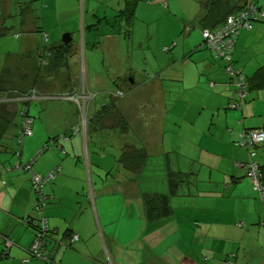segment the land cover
Instances as JSON below:
<instances>
[{"label":"crops","instance_id":"0c3cea01","mask_svg":"<svg viewBox=\"0 0 264 264\" xmlns=\"http://www.w3.org/2000/svg\"><path fill=\"white\" fill-rule=\"evenodd\" d=\"M225 1L229 6L216 13L211 0H0V84H6L4 72L23 77L19 96L0 93V264H46L27 254L34 233L25 220L36 201L23 169L29 163L41 177L56 173L42 188L54 264H228L232 255L233 264H264V200L245 176L247 151L236 145L243 131L264 128V21L251 22L235 40L231 60L249 84L240 110L230 108L234 80L202 34L222 13L248 2L264 9V0ZM135 36L140 39L125 49L123 42ZM154 36L165 38L156 48L161 58L153 51L147 61L143 45L154 50ZM137 49L140 59L131 64ZM66 94L91 96L85 117ZM24 97L32 135L17 156ZM126 123L138 137L124 134ZM141 147L149 157L140 175L125 179L113 170V156ZM255 153L264 180V143ZM149 159L158 184L145 175ZM169 169L190 174V191L169 199L170 216L146 221L141 195L167 193L162 178ZM109 195L129 212L135 227L129 239L103 232ZM66 232L79 238L70 248Z\"/></svg>","mask_w":264,"mask_h":264},{"label":"trees","instance_id":"16d2710c","mask_svg":"<svg viewBox=\"0 0 264 264\" xmlns=\"http://www.w3.org/2000/svg\"><path fill=\"white\" fill-rule=\"evenodd\" d=\"M211 1H212V3H215V5H214L215 9H213V11H216V13H218L217 10L224 11L229 6L228 3L225 0H215V1L211 0ZM247 6H254V8H255V10L257 12V14H256L257 16L259 14V11H264L263 8L257 6L253 2L245 3V4L241 5V6H239L238 10L236 12H234V13H230L229 10L226 13H222V16L219 17L220 20H213V21H215L214 25L212 26L213 28L212 29H205L203 32L206 31L210 35L216 34L218 31H220L225 26L226 19L228 18V16L230 17V16L239 15ZM216 13H215V15H216ZM262 20L264 21V18L257 17L255 20L252 19L251 22H253V21H262ZM241 30L238 31V33H237V35L235 37V40L238 37L239 32ZM203 32H202V34H203ZM234 44H235V42H234ZM233 49H234V46H233V48H232V50H231V52L229 54V58L228 59L221 58L220 56H217L213 52L212 53L217 58L221 59V61H223L225 63L224 70H225V67L229 66V67H231V69H233L234 72H236L237 74H240L244 78L245 89H246V92L248 94V88H249L248 79H246L245 76L239 70L234 68V64H233V62L231 60ZM41 65H43L44 67L48 66L49 65V60L48 61L47 60L46 61L43 60L41 62ZM227 75L231 79H233L234 83H235V89H234V92H233V98H232L231 103L229 104V106L231 108V106L233 104L237 103L238 106L236 108H231V109L240 110L241 106H242V103H243V101H245L246 97L244 99H237L236 98L235 92H236V88H237L236 87V82H237V78L238 77L236 76V74H235V76H232V75L227 73ZM257 75H259V72H256L254 76H257ZM3 90L4 89L0 88V93L3 92ZM247 94H246V96H247ZM66 96H73V95H69V94L64 95V97H66ZM70 102L75 103L72 100H70ZM27 103H28L27 100L20 102L19 103V108L17 110V116L19 118V123H18L17 133L15 134L14 151H15L16 155L20 154V149H21V147L23 145V141L25 140V138L30 137L32 135L33 118L28 114ZM2 104L3 103L0 102V111L3 108ZM24 107L26 108L25 109V115H23V108ZM86 108H87V106H86ZM25 117H28L29 119H31V123L29 125V127L31 128V135L22 137L21 128H22L23 119ZM1 121H2V118L0 116V137H1L2 133L5 132V126L4 127L1 126V124L3 122V121L2 122ZM130 128H132V129H130ZM124 131H125L124 134H126V136L127 135H131V133H132V135H136L133 127H131V125H129V124L127 125V123L124 126ZM245 131H249V130H245ZM245 131H243V132H245ZM238 142H239V137H238V140L236 142V145H238ZM262 144L256 145L253 148L252 151L255 153V149L258 146L262 145ZM238 146L241 147L240 145H238ZM126 147H128V146H126ZM45 148H46V146H45ZM241 148H244V147H241ZM132 149L133 150L127 151V152H122V150H121V153L119 155L113 156L114 157V161H115L114 162L115 163V166H114L115 168H113V170H115V172H117V174H119L120 176H124L125 179H129V178L130 179H134L131 173L137 174V176L140 175L142 173L144 167H145L146 159L149 157V155L147 154V152L144 150L143 147H141V149L140 148H132ZM134 149H136V150H134ZM8 150H10V149H8ZM245 150L247 151V158H248L247 162L243 165V167L245 168V171H246L245 172V176L247 177L248 170H249V168L251 166L250 163L255 162L257 164V166H258V172H259V175L261 176L262 184L264 185V180H263V174H262V171H261V167H259V165H258V163L256 161V153H255V156L252 157V156H250V154H251L250 151L247 148ZM41 152H42V150H41ZM17 156H19V155H17ZM117 165H120V167H122V168H119V167L117 168ZM31 166H32L31 163H29V165L23 167L25 172L29 174L31 189H32L33 193L36 196V201H35V204L33 206V214L34 215H33L32 219L25 220V223H26L27 227L29 226L30 229H32L33 233H34L33 240L31 242L29 248L27 249V254L30 257H32L31 254H30V250H31V247L34 245L37 233L38 232H44L43 236H42V245L40 244L41 245V250H40L41 256L39 258H35V257H32V258H35V259H38V260H42L46 264H54V261L52 260V257H51V254H50V251L48 250V243H49L48 239L49 240L52 239V235H51V231H50V228H49V225H48L47 218L44 215V211H45L48 199H47V196L43 193L42 188H43V186L45 185L46 182L51 181L52 179H54V177L56 176L55 175L56 173H55V171L51 172L53 174V177L47 179L39 188H36L35 185H34V182H33V176H35L37 174L32 170ZM37 176H39V175H37ZM39 177H41V176H39ZM41 178L45 179L46 177H41ZM162 179L166 180V184L168 186L167 193L161 194V193L147 192V193H142V195H141V198H142L141 206H142V211H143V217H144V219L146 221L160 220L162 218L170 216L171 213H172V208L168 205L169 199L170 198H174V197H180V196L187 195L186 192L190 191L188 189V186H189L188 184L192 182L190 174H183V173L176 172V171H173V170L169 169V170H166V174H164ZM247 179L250 182V179L248 177H247ZM160 181H161V178L159 179V182ZM250 184H251V182H250ZM185 186H186V191L184 190ZM251 186L254 189L252 184H251ZM254 191L257 193L259 199H261L259 194H258V192L255 189H254ZM261 200H264V198L261 199ZM43 221L45 222V226H46V229L44 231L41 228V223ZM238 226H240V224H238ZM64 235H66V237H68L67 247H69V248L71 247L72 244H74L75 242H77L79 240L78 236L75 235V234H71V233L69 234V232H66ZM75 236H76V239L73 240V238ZM3 240H4V242H6L5 243L6 247H9L11 245V242L6 237H3ZM234 257H235L234 255L229 256L227 258V260H226L227 263L228 264H233V263L230 262V259L233 260Z\"/></svg>","mask_w":264,"mask_h":264},{"label":"built area","instance_id":"2783aa9c","mask_svg":"<svg viewBox=\"0 0 264 264\" xmlns=\"http://www.w3.org/2000/svg\"><path fill=\"white\" fill-rule=\"evenodd\" d=\"M257 12L254 8V6H247L239 15L237 16H228L226 19L225 26L218 31L214 35L208 34L206 31L203 32V38L205 41L206 46L217 56H220L221 58L228 59L229 54L234 46L235 37L239 30L241 29H250L251 28V20H255L257 17L264 18V11H259L258 16L256 15ZM225 71L232 75L236 76L237 82H236V98L237 99H244L246 97V89L244 84V78L237 74L236 72L231 69V67L227 66L225 67ZM118 95H122L120 92ZM32 97H34V94H32ZM70 100L74 101L78 104L79 110L81 112V115L85 117V111H86V102L91 99V96L86 95H73L68 97ZM28 98L24 97L23 101H26ZM81 101H80V100ZM80 101V103L78 102ZM238 106L237 103L233 104L231 108H236ZM25 107L23 108V115H25ZM31 123V119L28 117H25L22 122V128H21V135L28 136L31 135V128L29 127ZM21 137V138H22ZM264 143V128L257 129V130H249L242 132L239 136V145L241 147L247 148L250 151V156L254 157L255 153L252 151L253 148L258 145ZM251 166L248 170L247 177L250 179L251 184L253 185L254 189L258 192L261 199L264 198V185L261 181V176L258 172V166L255 162L250 163ZM53 174L50 173L45 179L35 175L33 176V182L36 188H39L47 179L52 178ZM41 228L44 231L46 229L45 222L43 221L41 223ZM44 232H38L36 236V240L34 242V245L31 247L30 254L32 257L39 258L41 256L40 250L42 245V236ZM76 239V236L73 238V240ZM41 244V245H40Z\"/></svg>","mask_w":264,"mask_h":264},{"label":"rangeland","instance_id":"374dc122","mask_svg":"<svg viewBox=\"0 0 264 264\" xmlns=\"http://www.w3.org/2000/svg\"><path fill=\"white\" fill-rule=\"evenodd\" d=\"M140 38L135 36V37H130V38H127L126 41L123 42V45L126 48H133V46L135 45L136 41L139 40ZM199 39L196 38V41ZM155 41H156V44H155ZM201 41V40H200ZM165 42V38L164 37H153L152 38V41H151V45H152V48H155L154 50L152 49H145V46L143 45V50H145V58L146 60L148 61H151L152 60V56H153V51H157L156 48L160 49L163 48L162 44ZM203 46H204V43H203ZM5 48H0V53L4 51ZM67 49H64L63 48V51L65 52ZM41 57H43L45 55V52L44 50H41ZM152 55H151V53ZM83 55V48H80V59H81V56ZM139 50L137 49L136 51L134 52H130V55H129V62L132 64L134 61H139ZM63 56V60H64V54L62 55ZM160 55L156 52V57ZM151 57V58H150ZM158 57V58H159ZM3 58V54H0V59ZM161 58V57H160ZM159 58V59H160ZM67 59H68V55H67ZM41 62L42 60H39L38 64L40 66L41 65ZM62 63H65V61H63ZM165 62H159V64H164ZM139 65V63L137 64ZM43 67V66H42ZM134 70H139V66H137L136 68H133ZM146 70V74L149 75V77H152V73H151V68L148 67ZM78 80H76V82L79 84V82H81V77H80V74H81V69L78 70ZM151 73V74H150ZM84 74V72H83ZM4 77H8L6 78V84H5V81H3L2 84H0V88L2 89H7V91H11L10 95L12 97H16V96H19L20 93H18L17 91H20L21 90V84H22V81H23V77L18 73L16 75H13L12 77L11 76H6V73L4 72ZM146 75V76H147ZM83 78L85 79V75L83 76ZM72 81V79H71ZM137 85H140V83L136 82V85H132L131 87H135ZM149 87V86H148ZM147 87V88H148ZM141 92H143V90H141ZM143 95H147V98L149 97V92L145 91ZM29 98H33L32 95L30 94L28 96ZM34 97H35V93H34ZM69 96H66L65 97V100H70L68 98ZM110 99L111 97H108V101H107V105H112L113 103L110 102ZM80 100V99H79ZM78 100V102L80 103V101ZM23 101V100H21ZM77 104V103H76ZM81 104V103H80ZM78 106V104H77ZM79 107V106H78ZM131 125V124H130ZM132 129V128H130ZM133 138H136L139 136V133L136 132V136L131 135ZM110 137L111 138H114V134L110 133ZM132 140V139H131ZM6 159L9 158V155H6L5 157ZM122 168L120 167V165H117V168ZM145 175L150 177V180H152L154 177H155V180H156V184H158L159 182V179H160V173L157 171V169L155 168V165L153 167V159H149L148 161V167H147V170L145 172ZM110 182V181H108ZM106 183V181L102 182L101 184H104ZM149 182H143L142 185L145 187L148 185ZM118 202H120V198H118L117 196H113V195H109V197H105L104 198V214L101 213V220H102V223L105 225L104 228L105 230L103 231L104 233H106V235H109V236H116L117 239H120V240H125V239H129L130 236L132 235V233L134 232V229L135 227L134 226H129V219H128V215H129V212L128 210L125 209L124 213H122V209H119L118 207H115L117 206ZM130 210H133L132 208H130ZM137 214V212L135 213ZM107 224V225H106ZM128 224V225H127ZM106 244L104 243V247L105 249H107L109 246H108V243L107 241L105 240ZM163 249L160 248V246L158 247V252H162Z\"/></svg>","mask_w":264,"mask_h":264},{"label":"water","instance_id":"95a60500","mask_svg":"<svg viewBox=\"0 0 264 264\" xmlns=\"http://www.w3.org/2000/svg\"><path fill=\"white\" fill-rule=\"evenodd\" d=\"M66 37H67V39L65 37L62 38V41L64 44H68V41H69L68 36H66Z\"/></svg>","mask_w":264,"mask_h":264},{"label":"bare ground","instance_id":"6f19581e","mask_svg":"<svg viewBox=\"0 0 264 264\" xmlns=\"http://www.w3.org/2000/svg\"><path fill=\"white\" fill-rule=\"evenodd\" d=\"M119 93V92H118ZM86 114V113H85ZM238 145H239V142H238Z\"/></svg>","mask_w":264,"mask_h":264}]
</instances>
